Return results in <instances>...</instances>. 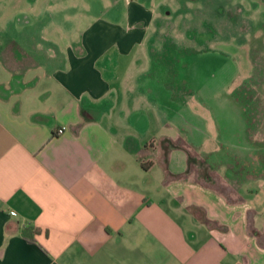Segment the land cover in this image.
Returning <instances> with one entry per match:
<instances>
[{"label": "crops", "instance_id": "0c3cea01", "mask_svg": "<svg viewBox=\"0 0 264 264\" xmlns=\"http://www.w3.org/2000/svg\"><path fill=\"white\" fill-rule=\"evenodd\" d=\"M188 2L211 0H0V264H264L235 64L160 42Z\"/></svg>", "mask_w": 264, "mask_h": 264}, {"label": "rangeland", "instance_id": "374dc122", "mask_svg": "<svg viewBox=\"0 0 264 264\" xmlns=\"http://www.w3.org/2000/svg\"><path fill=\"white\" fill-rule=\"evenodd\" d=\"M197 5L200 4L190 2L186 4L188 7H196ZM241 6V13H233L235 17L239 16L241 19H210L213 15L210 13L212 9L218 8L217 13L221 12L222 0H211L207 5L198 6L196 12L199 13L173 14L174 18L169 20L178 35L160 36V42L165 44H170L171 41L179 39L185 44H181V46L188 47L190 50L195 47H203L214 53L227 54L235 64L237 77L230 93L244 112L247 126L245 135L248 144L251 146L252 158L244 160L232 153L229 155L227 165L231 169V175L234 176L233 181H231L233 187H235L238 178L264 175V9L251 8L248 3ZM167 7L173 12L177 5L171 3ZM208 9L210 11L207 12ZM244 17L249 19V22L243 19ZM259 20H262L263 23L258 25V29H252L251 26ZM248 32L250 33L246 34ZM226 33H237L240 36H231L226 43L221 40L223 34ZM234 39L240 41L239 50L234 49L236 45ZM195 166L202 176L207 173V168L209 170L216 169L215 164L207 167L199 159ZM210 180L217 183L215 185L218 188L221 187L218 185V179Z\"/></svg>", "mask_w": 264, "mask_h": 264}, {"label": "built area", "instance_id": "2783aa9c", "mask_svg": "<svg viewBox=\"0 0 264 264\" xmlns=\"http://www.w3.org/2000/svg\"><path fill=\"white\" fill-rule=\"evenodd\" d=\"M64 127H60L57 129L56 133H61Z\"/></svg>", "mask_w": 264, "mask_h": 264}, {"label": "trees", "instance_id": "16d2710c", "mask_svg": "<svg viewBox=\"0 0 264 264\" xmlns=\"http://www.w3.org/2000/svg\"><path fill=\"white\" fill-rule=\"evenodd\" d=\"M242 114H243V118H244V120H245V115H244V112H242ZM245 126H246V121H245ZM246 130H247V126H246Z\"/></svg>", "mask_w": 264, "mask_h": 264}]
</instances>
